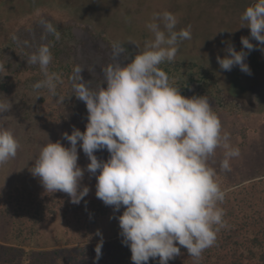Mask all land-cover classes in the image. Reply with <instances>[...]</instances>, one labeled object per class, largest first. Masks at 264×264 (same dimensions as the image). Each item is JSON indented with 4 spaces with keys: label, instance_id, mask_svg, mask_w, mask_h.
I'll list each match as a JSON object with an SVG mask.
<instances>
[{
    "label": "clouds",
    "instance_id": "clouds-1",
    "mask_svg": "<svg viewBox=\"0 0 264 264\" xmlns=\"http://www.w3.org/2000/svg\"><path fill=\"white\" fill-rule=\"evenodd\" d=\"M240 19L258 45L241 37L248 52H237L229 45L224 58L217 56V62L224 71L238 66L251 75L244 61L255 48L264 52V0H254ZM41 23L47 33L60 39L51 23ZM177 24L171 12L154 14L152 22L146 24L151 37L126 64L120 60L122 54L128 60L125 47L113 41V63L102 69L103 81L95 88L84 81L83 69L75 66L72 86L74 96L86 105L85 131L73 127L71 135L63 133L69 147L59 140H48L30 169L46 192H63L73 204H79L90 192L88 186L81 187L85 171L90 178L95 177L96 197L114 212L124 209L114 218L133 264H148L150 258L157 257L159 264H168L180 255L181 247L198 261L215 244L224 226L220 205L226 191L209 161L222 149L220 169L230 171L231 160L240 156L229 134L222 133L221 121L208 97H184L160 68L175 59L180 42L191 39V26L176 30ZM52 59L50 47L41 44L27 62L38 65L44 77L33 89H47L56 96L57 84L62 81L59 74L49 71ZM4 70L0 63V71ZM10 108V102H0V114ZM78 147L90 161L86 168L78 165ZM19 148L14 133L0 125V166L14 159ZM105 149L108 159H98L94 153ZM96 235L101 236L95 249L98 260L103 239L99 230Z\"/></svg>",
    "mask_w": 264,
    "mask_h": 264
},
{
    "label": "rangeland",
    "instance_id": "rangeland-1",
    "mask_svg": "<svg viewBox=\"0 0 264 264\" xmlns=\"http://www.w3.org/2000/svg\"><path fill=\"white\" fill-rule=\"evenodd\" d=\"M253 3L254 0H0V42L3 40L4 45L9 46L10 58L13 55V59H20L25 67L36 66L27 62L28 57L41 44L48 45L51 34L46 32L41 21L49 22L65 35L58 47L61 50L59 58L69 60L72 69L80 66L84 81H89L95 88L103 81L102 69L113 63V41H119L125 47L128 60L123 59V54L120 60L126 64L143 50L145 41L151 37L146 24L152 22L154 14L173 13L178 20L176 30L191 26V39L179 43L173 61L194 63L211 73L215 85L207 81L202 86L203 96L208 97L218 115L222 133L229 134L231 144L240 150V156L230 162V171L220 169L222 149L216 150L209 163L216 169L217 177L224 176L231 183H247L264 172V52L255 48L247 55L244 62L251 75L242 72L238 66L231 71L222 70L217 56L224 58L229 45L237 52L241 51V37L258 45L251 38L250 29L242 27L240 19ZM169 79L179 89L189 83L186 98L199 86L195 68L180 70ZM71 95H74L73 89ZM77 102H80L79 114H73L70 106L65 110L60 105L56 116L58 122L43 129L34 126L33 118L20 121L19 114L12 107L0 120V125L11 130L20 144L16 157L0 166V210L11 209L7 197L15 195L18 190L38 196L47 206L40 230L48 240L61 231L63 217L70 220L72 229L75 219L78 217L82 222L91 209H102L101 214L113 210L96 197L95 177L90 178L87 171L81 187L88 186L90 192L79 204L71 203L70 197L63 192H46L40 179L31 174L34 160L48 140H59L63 146L69 147L62 134L71 135L73 127L85 131L86 105L78 99ZM94 154L105 161L109 157L106 149ZM88 163L90 161L78 147V165L86 168ZM65 208L67 212H64ZM11 220L9 214L0 212V246H7L5 239ZM24 250L36 251L38 248L31 245Z\"/></svg>",
    "mask_w": 264,
    "mask_h": 264
},
{
    "label": "trees",
    "instance_id": "trees-1",
    "mask_svg": "<svg viewBox=\"0 0 264 264\" xmlns=\"http://www.w3.org/2000/svg\"><path fill=\"white\" fill-rule=\"evenodd\" d=\"M67 35L71 37V33ZM64 37L60 34V39L56 40L51 34L48 43L53 57L49 71L59 74L62 81L57 84L56 96L50 95L47 89L34 90L33 85L44 79L39 66L25 67L20 59H13V55L10 58L9 46H5L3 40L0 42V63L5 69L0 71V102H10L20 121L33 118L34 126L41 129L58 122L60 105L65 110L70 106L73 114L80 113V102L74 95L70 96L73 64L59 58L61 50L58 47ZM160 68L169 78L180 70L197 69L199 86L188 98L203 96L202 86L207 81L215 85L211 73L194 63L166 61ZM188 91L189 83L180 87L181 95L185 96ZM6 115V112L0 114V120ZM216 179L226 196L220 205L224 209V226L220 227L215 244L206 249L198 261L181 247L180 255L168 264H264V172L247 183H231L224 176ZM7 199L12 204L11 209L4 208L0 212L9 214L12 220L5 239L7 246H0V264H133L130 248L122 243L119 222L114 218L122 214L123 208L104 214L100 212L102 209H91L82 222L78 217L75 219L72 229L70 220L63 217L61 231L48 240L40 230L47 210L42 200L19 190ZM74 210L78 212L77 207ZM98 230L103 246L97 260L95 249L101 240V236L96 235ZM31 245L38 250L26 252L24 248ZM148 264H159V258H150Z\"/></svg>",
    "mask_w": 264,
    "mask_h": 264
}]
</instances>
